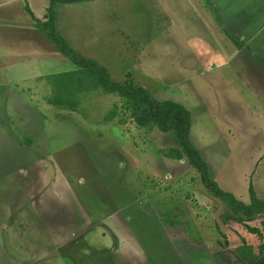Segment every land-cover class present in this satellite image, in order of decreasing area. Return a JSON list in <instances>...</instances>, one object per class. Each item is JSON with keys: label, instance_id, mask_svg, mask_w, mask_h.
I'll list each match as a JSON object with an SVG mask.
<instances>
[{"label": "rangeland", "instance_id": "374dc122", "mask_svg": "<svg viewBox=\"0 0 264 264\" xmlns=\"http://www.w3.org/2000/svg\"><path fill=\"white\" fill-rule=\"evenodd\" d=\"M10 1L3 12L28 15L26 0ZM28 2L42 19L49 0ZM60 3L57 31L77 32L80 44H71L79 55L103 56L114 82L131 81L158 101L187 106L190 138L217 184L247 204L249 184L264 197V85L234 76L236 62L264 59L252 53L264 33L237 60L218 66L220 59H205L195 41L187 45L195 36L211 50L218 43L186 0ZM1 32V47L23 42L8 25ZM50 55L63 62L43 73L75 69L58 52ZM1 69L0 264H244L237 260L243 242L258 254L264 233L245 225L260 228L264 213L252 222L225 221L228 206L208 193L187 160L163 157L177 145L172 134L138 127L122 99L100 89L79 93L75 111L50 114L43 95L26 97L34 84ZM50 79L46 97L54 92ZM6 93H20L43 117L27 115L28 131L11 124L16 101ZM27 139L39 147L29 148Z\"/></svg>", "mask_w": 264, "mask_h": 264}, {"label": "crops", "instance_id": "0c3cea01", "mask_svg": "<svg viewBox=\"0 0 264 264\" xmlns=\"http://www.w3.org/2000/svg\"><path fill=\"white\" fill-rule=\"evenodd\" d=\"M28 3V7L30 11L32 12L33 16L34 13L32 11V7L29 5L28 0H26ZM80 0H56V7L60 5L62 2V5H74L78 4ZM188 4L190 5V8L194 11H197L199 15L202 17V25L206 28L208 32H211L213 36L216 38L217 43L216 49L211 50L208 47V44H205V42L202 40L201 36L200 41L195 36L194 40L190 41V39L187 42V45L190 49L192 47L189 46V42H196V51L201 52L202 56L206 59L207 57L212 59L219 58L221 63L218 64V66L227 65L228 62H232L233 60H237L239 53H241L244 48L249 44L253 43L256 39H260L261 35L264 33V0H186ZM9 2L12 4V1L8 2H2L0 0V41L3 39V34L1 32L2 28L5 27V25H8L11 29L16 30V34L19 35L21 40L23 41L20 45L14 44H4L0 48V58L2 61L0 62L1 70L4 69H15L17 72L16 75L12 76V78H15L18 76V73H21L23 78V83H32L34 84L33 87L28 88L27 90V98L29 100H35L38 99L39 95H43L42 99H48L49 96L46 97L45 95V87L50 86L48 84L47 79L45 77L53 74H47L43 73L44 70L51 69V65L58 64L61 65L63 62L56 59H51V52H56L54 49V46L45 38L43 34H41L37 29L33 27V21L29 19H25L27 16L23 13V15L18 12L13 11L12 9L10 11L3 12V8L8 7L9 5H6ZM49 3V2H48ZM48 7V6H47ZM46 7V9H47ZM55 7V9H56ZM25 16V17H24ZM30 17V16H29ZM36 19V16H34ZM46 17V11L42 16V19L45 20ZM56 18V14H55ZM212 29H210V26ZM57 30V25H56ZM64 32H60V35L68 42V44L75 50L77 48H74L71 44V40L75 42L78 46L80 44V40H76V37L68 34L67 30L64 29ZM131 31L122 32L119 33L121 36L130 35ZM133 34V33H132ZM6 40H8L6 38ZM263 43H259L258 46L255 48V51H253V55H256L255 52L264 53L260 47L264 46V38L262 39ZM37 45V46H36ZM207 53V54H206ZM7 56H13V57H7ZM91 57L93 61H95L100 66L104 67L105 69L111 68L112 65L104 60L103 56H97ZM90 58V59H91ZM10 63L9 66L5 65V63ZM59 67V66H56ZM61 67V66H60ZM234 76L236 79L241 78L244 82H254L264 85V59L263 60H257L254 62L249 63V65L246 64L245 60H241L235 63L234 65ZM38 68L40 71L34 72L32 69ZM209 69V68H208ZM250 70V71H249ZM42 73V74H41ZM110 74V73H109ZM124 79H126L124 77ZM264 91V88L262 89ZM24 92V90H22ZM51 91V90H50ZM50 93V92H49ZM47 94V92H46ZM37 95V97H36ZM262 98L264 99V92L262 93ZM5 100H12L16 101L15 104V120L12 121L11 118H7V120L15 125H20L25 130H29V126L27 124L31 123L30 119L27 115L31 116H37V117H43L42 113H39L37 110L31 108L29 105L23 102V98L20 95V93L14 94V93H6ZM54 107V106H53ZM187 108V106H185ZM59 108L53 109L50 105L45 108V110H49L50 114L52 113V110L55 112ZM187 110H189L187 108ZM21 112H24L26 114H22ZM56 114V113H55ZM7 117V116H6ZM27 117V119H26ZM22 118L21 120H18ZM30 125V124H29ZM40 126L43 129V125H37ZM34 128L31 132H33ZM36 132V131H34ZM190 133H191V127H190ZM46 137V136H45ZM29 140V139H27ZM192 145L199 149L198 146H196L192 139L190 138ZM29 148L33 147V143L36 144V142H31L29 140ZM36 147L38 148L39 146ZM204 159V158H203ZM204 161L207 163L209 167V171H211L210 163L208 160L204 159ZM208 161V162H207ZM211 175V173H210ZM212 177V176H211ZM217 183L218 181L212 177ZM219 185V184H218ZM220 187V186H219ZM221 188V187H220ZM222 189V188H221ZM223 190V189H222ZM230 191V190H229ZM228 192V191H227ZM231 194H233L230 191ZM234 195V194H233ZM256 196L262 200H264V197L261 194H258V191L256 190Z\"/></svg>", "mask_w": 264, "mask_h": 264}, {"label": "trees", "instance_id": "16d2710c", "mask_svg": "<svg viewBox=\"0 0 264 264\" xmlns=\"http://www.w3.org/2000/svg\"><path fill=\"white\" fill-rule=\"evenodd\" d=\"M56 0H49L45 20L36 19L29 7L26 13L37 29L54 46L56 52L67 59L75 69L63 72L47 79H53L54 92L47 99V104L59 109L75 111L79 105L77 95L102 90L105 94L117 95L123 101V106L129 111L133 122L146 130L158 129L163 133L172 134L176 146L163 153V157L181 161L186 159L188 164L199 175L200 182L213 197L220 199L231 211L224 215L225 221L243 223L252 222L254 218L264 213V200L258 198L252 184L248 186L250 202L244 203L235 198L230 192L222 190L211 177L209 167L198 150L190 142V113L180 103L173 101H158L150 92L131 81L117 83L110 79L108 71L92 59L79 55L56 30L55 18ZM129 76V73L126 74ZM246 229L262 238L264 221L260 228L245 225ZM239 262L244 264H264V242L258 247V254L252 253V248L244 242L237 249Z\"/></svg>", "mask_w": 264, "mask_h": 264}]
</instances>
